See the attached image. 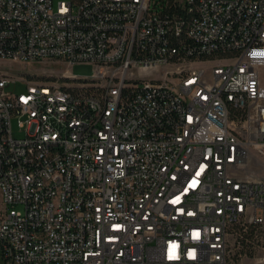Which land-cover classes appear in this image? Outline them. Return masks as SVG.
I'll use <instances>...</instances> for the list:
<instances>
[{
	"label": "built area",
	"instance_id": "1",
	"mask_svg": "<svg viewBox=\"0 0 264 264\" xmlns=\"http://www.w3.org/2000/svg\"><path fill=\"white\" fill-rule=\"evenodd\" d=\"M0 59L66 66L20 93L0 70V264L246 255L264 225V0H0Z\"/></svg>",
	"mask_w": 264,
	"mask_h": 264
},
{
	"label": "rangeland",
	"instance_id": "2",
	"mask_svg": "<svg viewBox=\"0 0 264 264\" xmlns=\"http://www.w3.org/2000/svg\"><path fill=\"white\" fill-rule=\"evenodd\" d=\"M59 1H69V0H53L56 5ZM66 69V66L60 64L56 60L43 61V62H33V63H25L20 61H12L8 59H0V70L6 71L7 74L16 79L15 82H11L10 85L6 87L7 91L20 93L24 92L26 89V84L21 80L23 78H31L33 81L41 82V81H51L58 77L59 73ZM73 75L80 77H90L94 73V66L91 63H76L73 64L69 68ZM13 135L16 138L23 137L24 132L19 131L13 122ZM3 209V205L0 199V211ZM260 231H256L254 233L256 236L258 234L259 245L257 246L255 241L254 245L248 244L245 245V248L250 246L253 247L251 250L253 251L252 256L241 255L238 256L236 254L234 256V260L232 264H264V261H260L261 258L264 257V226L259 229ZM256 245V246H255ZM244 249V246H243Z\"/></svg>",
	"mask_w": 264,
	"mask_h": 264
},
{
	"label": "trees",
	"instance_id": "3",
	"mask_svg": "<svg viewBox=\"0 0 264 264\" xmlns=\"http://www.w3.org/2000/svg\"><path fill=\"white\" fill-rule=\"evenodd\" d=\"M263 226L264 225L250 228L249 233L246 234V236L244 238L245 240H243V242H242V248L244 246V251H245L244 253L246 255H248V256H252L253 255V251L251 250L253 247L250 248V246H249L248 248H245V245H248V244L254 245L253 244L254 240H256L259 237L258 234L256 236L254 233H256V231L257 232L260 231L259 229L261 227H263ZM255 243H256L257 246L259 245L258 240H256Z\"/></svg>",
	"mask_w": 264,
	"mask_h": 264
},
{
	"label": "snow or ice",
	"instance_id": "4",
	"mask_svg": "<svg viewBox=\"0 0 264 264\" xmlns=\"http://www.w3.org/2000/svg\"><path fill=\"white\" fill-rule=\"evenodd\" d=\"M118 227V226H117Z\"/></svg>",
	"mask_w": 264,
	"mask_h": 264
}]
</instances>
